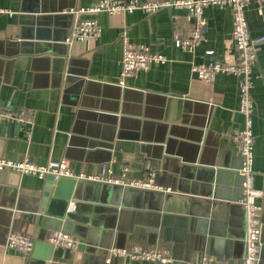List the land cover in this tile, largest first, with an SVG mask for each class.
<instances>
[{"label":"crops","instance_id":"obj_1","mask_svg":"<svg viewBox=\"0 0 264 264\" xmlns=\"http://www.w3.org/2000/svg\"><path fill=\"white\" fill-rule=\"evenodd\" d=\"M98 1L54 0L55 8L70 3L74 8L48 14L55 17L46 20L52 34L71 35V11ZM25 2L0 0V9L9 12L0 15V39L20 15L28 17L20 13ZM203 14L204 37L192 50L173 43L175 32L187 36L189 23L182 10L96 14L99 36L67 44L70 57L80 61L76 69L86 72L79 94L69 96L76 99L63 100V87L53 85L51 70H44V63L32 65L31 57L17 58L11 66L0 62V109L26 110L32 117L25 125L0 122V158L42 166L66 159L76 173L86 174L96 173L102 162L114 159L116 171L123 164L129 166L130 178L143 177L150 164L154 183L168 189L95 183V219L68 232L80 242L75 251L54 248L57 255L50 260L35 258L33 248L28 258L7 248V235L0 224V264H107L105 249L130 243L167 249L170 264H198L204 257L222 264L241 263L246 229L245 212L239 204L241 160L230 139L243 124L237 112V78L219 73L204 82L193 71L214 60L234 63L232 15L229 7H207ZM245 14L257 57L251 89L253 171L261 207L259 264H264V5L251 2ZM123 35L133 46L146 45L166 61L125 77L121 86ZM43 182L31 175L0 172V211L5 217L17 214L10 193L33 197ZM81 199L87 200V195ZM36 218L29 224L20 221L15 231L33 242L48 244L49 234L59 229L57 222L50 220L46 224L50 227L39 229L40 216ZM109 264L156 263L121 257L112 258Z\"/></svg>","mask_w":264,"mask_h":264},{"label":"built area","instance_id":"obj_2","mask_svg":"<svg viewBox=\"0 0 264 264\" xmlns=\"http://www.w3.org/2000/svg\"><path fill=\"white\" fill-rule=\"evenodd\" d=\"M251 2L264 5V0H99L96 4L87 8L72 10L74 22L71 35L66 38L68 45L74 42H87L96 39L100 34V28L94 16L98 13L108 15L131 13L135 10L151 15L160 10H182L189 23L187 36L183 37L178 32L173 34V43L177 48L192 50L203 39L206 29L204 9L207 7H229L232 15V42L236 53L234 63L222 61H209L193 68L198 79L211 82L219 73L232 74L237 78L238 109L237 112L243 118L242 127L238 128L230 136L234 149L240 157L241 166L239 175L242 177V196L239 204L245 212V237L244 256L240 264H259V251L261 247V207L257 203L260 192L254 187L253 148L254 134L252 132V119L255 112L251 95L253 86V69L257 63L256 44L252 40L246 19V8ZM9 14L0 9V15ZM122 55L120 59L119 85H123V79L137 72L146 70L151 64H161L166 61L163 55L154 53L146 45L133 46L126 35L122 36ZM31 114L26 110L14 113L10 110L0 109V122L3 120L25 125L31 122ZM29 138V135H27ZM115 160L103 162L98 171L93 174L76 173L67 163L61 159L56 165H36L27 160L12 161L0 158V172L10 171L19 175H31L43 180L46 176L54 179L70 178L76 181L103 183L112 186L129 187L152 191H165L154 183V171L150 164H146L145 174L140 178L128 177L130 170L127 164L121 165L119 171L114 168ZM47 242L55 249L75 251L79 240L63 231H53L49 234ZM5 246L13 249L26 258L30 257L33 240L30 236L21 233H9ZM129 258L139 262H152L156 264H170L171 258L165 248L146 249L137 243H130L124 248H109L105 262L110 263L112 258ZM198 264H222V262L204 257Z\"/></svg>","mask_w":264,"mask_h":264},{"label":"water","instance_id":"obj_3","mask_svg":"<svg viewBox=\"0 0 264 264\" xmlns=\"http://www.w3.org/2000/svg\"><path fill=\"white\" fill-rule=\"evenodd\" d=\"M53 2L54 0H26V6L21 8L20 13L27 14L28 17L20 15L15 25L2 32L0 62L11 66L17 58L31 57L32 65L36 62L44 63L43 69L51 70L53 85L63 87L62 96L64 100L65 98H74L69 97L72 94H79L81 87L85 84L86 72L76 69V65L80 61L70 57L68 53V45L65 40L70 36V33L66 32L64 35L55 36V31L52 34L49 28L50 24L46 21L55 18L49 17L48 14H60L65 9L74 8V5L70 3L55 8ZM46 26L49 29L45 28ZM83 64L85 65V63ZM71 104L73 105L72 102ZM160 157L165 161L164 156L161 155ZM43 180L42 188L36 193V196L25 197L21 194H15L14 191L10 193L11 195L14 194V207L18 213L15 215L8 213V217H5L4 214L6 213L0 211V224L3 225L6 235L17 233L15 225L19 224L20 221L29 224L37 219L36 216H40L39 229L50 227V225H46L47 222L55 220L57 228H59L55 231L66 233L70 232L76 225L83 224V222H93L97 212L95 210L97 205L94 203L97 194L95 183L64 177L54 179L50 175ZM241 182L242 177L240 176V188ZM84 194L87 195V200L81 199ZM25 202H29L28 206L24 205ZM70 202L73 203L72 209H70ZM79 231L82 229L80 228ZM107 250H104L106 256ZM56 255V250L49 243L39 240L33 242V256L35 258L50 260Z\"/></svg>","mask_w":264,"mask_h":264}]
</instances>
